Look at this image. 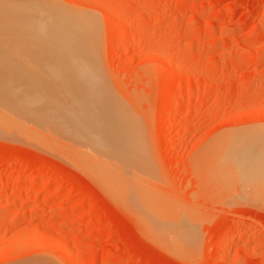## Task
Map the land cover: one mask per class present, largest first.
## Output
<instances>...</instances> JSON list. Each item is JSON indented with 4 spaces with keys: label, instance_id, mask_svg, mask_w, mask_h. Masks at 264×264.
I'll return each mask as SVG.
<instances>
[{
    "label": "rangeland",
    "instance_id": "374dc122",
    "mask_svg": "<svg viewBox=\"0 0 264 264\" xmlns=\"http://www.w3.org/2000/svg\"><path fill=\"white\" fill-rule=\"evenodd\" d=\"M10 1L37 14L45 5L47 16L79 20V39L120 111L116 126L125 148L121 159L103 156V142L87 145L86 131L77 132L85 126L77 122L59 137L38 133L29 123L28 133L2 130L0 264H264V186L259 184V194L255 184L240 185L236 153L245 147L244 154L259 155L264 147V0ZM7 5L10 12H30ZM32 21L26 26H35ZM25 22L10 24L25 29ZM30 52L20 49L18 58L49 56L35 59ZM47 60L49 68L59 64ZM40 62L30 77L33 88L23 85L36 94L31 99L45 103L42 82L35 83L37 73L48 69ZM72 143L95 155L77 154ZM91 156L107 159L89 162ZM226 163L235 164L230 170ZM103 166L128 170L167 202L162 204L176 221L181 218L183 238L177 231L169 242L155 232L100 174Z\"/></svg>",
    "mask_w": 264,
    "mask_h": 264
},
{
    "label": "bare ground",
    "instance_id": "6f19581e",
    "mask_svg": "<svg viewBox=\"0 0 264 264\" xmlns=\"http://www.w3.org/2000/svg\"><path fill=\"white\" fill-rule=\"evenodd\" d=\"M4 1L5 0H0V14L3 13V11H2L4 8L3 6H6L8 9L6 11L7 12L6 14L4 11V14L2 15L3 17H1V15H0V132L2 130L6 131L4 129H7V128H8L7 130L11 131L10 130V128H11V129H14L16 131L28 133L29 130L27 129L28 128L27 126L29 123L31 125V128L33 127V129L36 130L38 133L47 134L49 132V134L54 133L55 136L59 137L60 135L64 136L65 135L64 133L67 130L71 131L72 129H74L72 127H74L75 125L72 127H71V125H73L74 122H77V123H79L78 127L80 124H83L85 126L83 128L86 129V130H81L79 128V130L77 131V132H79L78 135L81 134L83 131L84 132L86 131L85 136H83V137L87 136V140L90 142H88L87 140H82V141H87L88 143L85 142V143H87V145H90V143H91V145L96 144V143L98 144V143H100L99 141H102L103 142L102 145L104 144L103 146L101 145V147H103L102 150H103V152L105 151L104 153H107L106 155L103 153L104 154L103 156H107L108 154H110L109 155L110 158L114 157V159L115 158L121 159L119 152L124 150L121 148H125L124 147L125 144H123V143H125V141H124V139H121L123 137L122 135H121L122 137H120V135H118L120 133L121 129H119L116 126V122H117L116 118L119 119V116L115 117V116H117L116 113L120 112V111L116 110L117 108L114 109V106L111 103V102H113V100H112L113 98H111L112 96L108 93V91H106V89L104 87H102V84H100V81H102V80L99 79V75L95 70L96 67H94V60L92 62H90L91 59H89V58H92V56L89 57V55H91V54H89L87 56V53L85 51L88 48L84 47L83 46L84 42L81 43L82 39H79V38H82V37H79L80 35L78 34L81 32V31H79L80 27H78V26H80L79 20L76 18L79 22V24L77 25V23H78L77 20L74 21L73 17L69 16V15L67 17L66 16L60 17L59 15L53 16V15H51L53 13L52 12L50 14L51 16H49V15L47 16L43 12V11L49 12L48 8H45L46 7L45 5H43V6H45L44 7L45 10L43 9V6H42L41 7L42 9L38 10V14H37V11L32 10V8H30V7H28V9H23L22 7H20V5H21L20 3H17V4H20L19 6L18 5L13 6L12 4L14 1L11 2L10 0H6L8 3L7 2L5 3ZM28 2L26 4L32 5L34 3V2L30 3L31 1L29 3ZM24 3H25V1H24ZM7 4H9V5L11 4L12 5V6L10 5L11 8H14V9H17L20 7L23 10H27V11L30 10L29 14H27V13L25 14L26 11H23L24 21L22 20V22L23 23L25 21L29 22V19H30V21L34 20L31 23L36 22L37 25L35 23H34L35 26H33L31 24L34 27L33 28L34 32H33V29L30 31L33 33L27 32V30L29 31V29L32 28L30 23H28V25L31 27L26 26L27 22H25V24L23 25V27L26 26L25 29L24 28L21 29L22 27H20V29L18 28L19 30L14 29V28H17L19 24H23V23H21V20H20L23 16V13H22V11H16V10H15V12H10L9 11L10 7H8ZM35 4H33V5H35ZM24 5L25 4H23V6ZM35 6H37V7H33V9L40 8V6L38 7L37 4ZM6 7L4 8V10L6 9ZM25 8H26V5H25ZM31 11L32 12L36 11V12L31 13ZM41 11L45 14V16H44V14H42L43 16L41 15V13H42ZM13 13L17 14V15H14ZM10 14L13 16V18ZM4 15H5V17H4ZM8 15H10V18H12V19H10L9 17H6ZM19 15H20V18H19ZM62 15H64V14H62ZM26 17L27 18L29 17V19H27ZM42 17H43L42 20L45 21V24H46L45 26H44V22H42V20L40 21V19H39ZM2 18H7V19H2ZM12 21H14V22L17 21V23L19 22L18 24L16 23L17 27H15L16 25H14V24H13L14 27L12 24H10V23H14ZM38 23L43 24V27H42V25L39 26ZM20 26H22V25H20ZM26 28H27V30H26ZM81 28H82V26H81ZM85 30H87V29H85ZM19 31H21V33H22V34L21 33L19 34L21 36L17 35L18 34L17 32H19ZM14 34H15V37H14ZM11 36H12V38H11ZM12 39H13V41L14 40L17 41L19 43V45L14 43L15 41L10 42V43L8 42L9 40L12 41ZM8 44H14L13 47L16 46L17 48H18V46L21 47L20 45H22L23 48H18L19 50L16 47H15V49L14 48L9 49ZM86 46H89V45H86ZM10 47H12V46L10 45ZM4 48H5V51H4ZM20 49L26 50L27 53L29 51V54L31 53L30 51H32V54L34 55L33 57L35 59H37L36 58L37 54H42V55L49 54V56L44 55V57H46L45 61L41 58H40V60H32L31 61V60H29L30 58L27 59L24 56H23V59H21L22 55H25L26 52L23 54L22 53L23 51H22L21 52L22 55L19 56L21 54V53L18 54V51L20 52ZM52 54L54 57H58L59 59H61V60H59L57 58H54V59H56L57 62L59 61L58 62L59 64H57L55 62V60L52 57ZM56 54H57V56H55ZM59 54H60V56H58ZM18 57H21V58H18ZM27 57H28V55H27ZM29 57H31V56H29ZM49 57L54 61V64H57L58 66L55 65L52 67V65L50 64V68H49L48 63H50V61L47 60V58H49ZM87 59H89V60H87ZM41 60L43 61L44 64L48 61V63H46L47 66L45 65L46 69L47 68L48 69L47 70L45 69L46 71H44L42 73H39V74L37 73V79H36L37 82H35V83H38V81H39V83L42 82L39 84L42 87H40V86L39 87L41 88L40 90H43V91L45 90V92L42 91V93H44V95H45L44 98L47 100V102H45V103L44 102L39 103V102H41V100L39 101L38 99H33V98L31 99V96H32L31 94H33L32 93L33 90L30 88V90H32L30 92L28 90L29 87L25 86L27 84V85L32 87L31 84L35 80L32 81L30 79V77L32 78V76H34L33 74H36V69L39 67L38 64H37L38 67L36 65L34 66V64L39 63ZM43 63L40 62V64H43ZM45 66H43V67L45 68ZM33 67H37L34 70V73H32L33 69H34ZM40 67H41V65H40ZM40 70H41V68H40ZM29 79L31 80V82ZM32 79H34V77ZM20 80L22 83L18 82ZM27 81H29L30 84H28ZM14 82H15V84H14ZM16 83L21 84L20 86H22L24 83L25 85H23V86H25V87H23V89H22V87L19 89L20 86L17 85ZM45 83H47V85ZM101 83H103V82H101ZM41 84H45L46 86L45 85L43 86ZM35 87H37V86H35ZM35 91L36 90H34V93H35ZM39 93L41 94V92H39ZM39 93H37V94H39ZM28 94H30V95H28ZM25 95L28 97H26ZM33 96H34V98L37 97L36 94L35 95L33 94ZM46 96L48 98H46ZM29 97H30V99H29ZM42 97H43V95H42ZM48 101H50L51 104L53 103L51 106L54 107L53 109H56V110L52 109V111H54L53 114L56 115L59 112L58 113L59 115H57V117L54 115H53L54 118L51 117L52 113L50 111V107L48 105H46V104H49ZM32 102H34V103L32 104ZM49 111H50L51 115L50 114L48 115ZM56 111H58V112H56ZM121 114L123 115L124 113H121ZM121 114L119 113L120 116H121ZM123 116H124L123 118H126L125 117L126 114H124ZM123 118L121 117L122 120H123ZM66 126H67V128H66ZM68 126H70V127L68 128ZM127 126H129V125H127ZM70 128H72V129L69 130ZM26 129H27V131H26ZM29 129H30V127H29ZM75 131H76V129H75ZM77 132H75L73 134L71 133V135H72L71 137H73ZM84 132H83V135H84ZM121 132H123V131L121 130ZM126 134H128V133L126 132ZM67 135H68L67 137H69V133ZM45 136H47V135H45ZM64 138H65V140H67L71 143V141L69 140L71 138H68V139H66V137H64ZM74 139L77 140V137ZM74 139H72V140H74ZM51 140H53V139H51ZM82 141H81V137H80V142H82ZM243 141H247V140H242V142ZM83 143L81 146L86 145ZM263 143H264V140H263ZM67 144H68V142H67ZM72 144H70V145H72L73 147L75 146L74 149H77V151L75 150L76 152H78L77 154H79V152H81V153L87 152L88 153L89 150L91 149V148H88L89 150L87 151L86 150L87 145H86L82 149V150H84L82 152V150L80 149L81 147H80L79 143L77 144V146H79L80 148H77L76 143H72ZM243 146L244 145H242V147ZM252 146L255 148V146L251 144L250 149H252ZM101 147H100V149H101ZM228 147H230V146H228ZM247 147H249V146H247ZM68 148H70V146L67 147V149ZM244 148H242L239 153L236 152L237 155L239 154L238 155L239 157L237 159H238V165L240 167L237 170V172H239V175H238L239 177H237L238 178L237 180H238V182H240V185L244 184L243 183L244 181H245L246 185H249V183H250L248 188L251 187V184H252V186H253V184H255L254 190L257 193H259L257 191V189H259V184L261 183L264 186V147L262 146V149H260L259 155H256V152L253 153L252 150H250V154H249L250 156L247 154H244V152H245ZM96 149L97 148H95V150L94 149L93 150L96 152ZM100 149H99V151H100L99 154L102 153V151ZM90 151L92 152V150H90ZM233 151L234 150H232V152ZM91 152H89V153H91ZM92 153H94V152H92ZM230 153L231 152H229V155L231 158ZM252 154H255L256 157L253 158ZM94 155H95V153H94ZM237 155H236V157H237ZM246 155L249 156V158H247V161L244 162L246 160V159H244V156L247 157ZM213 156H215V155H213ZM233 156H234V154H233ZM233 156H232L231 160L236 159V157L234 158ZM107 157L106 158L102 157L103 160L102 159L100 160L101 157L99 159L96 157V159H95L94 157L91 156V159L93 158L92 161H90L91 159L88 161L94 162L93 160H95V162H97V161L102 162V161H104V159H107ZM226 157H227V154H226ZM250 157H252V158H250ZM214 160H216V159L214 158ZM106 162H108V161H106ZM234 162H236V161H234ZM222 163H221V165H222ZM241 163H245V164L240 165ZM115 164L116 163H114V165ZM230 164L232 166H234L235 163H230ZM231 165L229 168L230 170L232 169ZM226 166H227V163H226ZM119 168H121V167H119ZM101 169H103V170H101L102 172H100V174L102 173L104 175L103 177L106 178V180L109 182V184L112 185V187L116 190V192H118L119 194L122 195V199L126 198L128 200L129 203L127 202V200H125L129 204L128 206H131L134 210H136L139 213V215L142 217V219H144L147 223L150 224V226H152L156 230L155 232L160 234V236L161 235L166 236V237H164L165 239L173 238L174 236H176L175 233L177 234V236H179V234H180V237H182V234H181L182 229H180V225L178 226V224H177V222L181 218L180 219L177 218L178 221H176L175 216H174L175 212L171 213L172 210L169 211V208L165 207L162 204V202L165 204H168L167 202L161 200L160 198L154 197L156 195L151 194L152 192L150 190H148V187L145 188L144 187L145 185L143 183L139 182V180H135V179L133 180L131 174H129V172H125L128 170H125L124 172H122V171H119L117 169L111 168V166H108V167L103 166V168H101ZM123 169H125V168H122L121 170H123ZM226 170H227V168H226ZM233 170H234V168H233ZM234 173H236V172L234 171ZM234 173H232V174H234ZM228 176H229V174H228ZM239 179H240V181H239ZM241 181H242V183H241ZM246 181H247V183H246ZM255 186L256 187L258 186V187L255 188ZM263 186H261V188ZM243 187L244 186H242V188ZM113 188H112V190H113ZM244 190H246V189H244ZM260 191H262V190H260ZM119 194L117 196H119ZM259 194H262V193H259ZM248 195H249V193H248ZM254 195H256V194H254ZM259 196H261V195H259ZM169 204H172V203L170 202ZM168 207H170V206L168 205ZM183 219H184V217H183ZM187 221H188V219H187ZM149 224H148V226H149ZM183 229H185V228L183 227ZM178 230H181V232L179 233ZM177 231L179 234L177 233ZM183 235H184V233H183ZM180 237H178V238H180ZM168 240H169V242L171 241L170 239H168ZM175 240L176 239H174V241Z\"/></svg>",
    "mask_w": 264,
    "mask_h": 264
}]
</instances>
